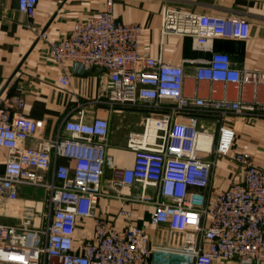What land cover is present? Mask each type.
Listing matches in <instances>:
<instances>
[{
  "label": "built area",
  "instance_id": "built-area-1",
  "mask_svg": "<svg viewBox=\"0 0 264 264\" xmlns=\"http://www.w3.org/2000/svg\"><path fill=\"white\" fill-rule=\"evenodd\" d=\"M39 0H18V9L35 17ZM162 35L189 36L193 48L209 55L190 59L198 64L194 87L196 97L185 94L183 64L165 62L161 56L140 48L144 26L125 22L114 15L113 2L99 14L76 21L70 34L52 42L50 54L62 66L59 82L69 86L73 66L106 68L107 81L102 98L94 102L110 109L136 107L141 101L165 109L160 116L149 115L142 131L131 132L127 147L135 153L133 165L119 168L108 156L110 120L96 116L85 119L81 108L76 119L67 117L55 138L41 139L37 147L23 143L37 135L39 122L26 115L23 97L9 104L0 98V151L7 149L5 172L0 176V194L18 198L20 185L44 187L49 192V210H24L18 225L0 224V262L12 264H152V247L146 228L128 223L123 230L95 214L107 165L112 168L114 188L142 184L154 186L156 195L142 192L126 200L152 204L154 224L166 223L183 237L173 251L191 259L192 264H264V167L254 162L247 150L232 149L236 129L222 124L216 151L230 157L242 170V179L227 188L214 190L212 178L217 161L204 160L198 152H213L214 135L197 129V118L180 119L183 111L206 109L242 113L253 109L242 100L218 99L216 83L245 84L264 88V72L242 71L232 64L228 53L214 49L218 37L247 40L251 25L244 17L220 19L174 8L161 14ZM41 32L39 39H45ZM202 81H208L209 97H200ZM210 141L204 147L200 140ZM59 157L74 160L73 166L59 164ZM51 172V176L49 173ZM118 191V190H117ZM37 222H33L32 215ZM127 221L132 211L122 207ZM81 218L94 219V232L76 240ZM42 223H40V221Z\"/></svg>",
  "mask_w": 264,
  "mask_h": 264
},
{
  "label": "crops",
  "instance_id": "crops-1",
  "mask_svg": "<svg viewBox=\"0 0 264 264\" xmlns=\"http://www.w3.org/2000/svg\"><path fill=\"white\" fill-rule=\"evenodd\" d=\"M110 0H39L35 17L30 18L18 9V0H0V98L9 104L20 97L25 99L22 111L39 122L35 137L26 140V147H37L41 139L55 138L59 133L67 135L62 128L64 120L76 119L81 108L85 109V119L91 121L100 116L110 120L108 151L115 159L114 166L123 168L133 165L135 153L127 147L131 132L144 128L147 116H160L165 109L155 108L152 102L141 101L136 107H128L137 112L138 117L129 119L123 108L110 109L94 102L105 93L107 74L88 77L74 76L69 86H63L59 77L63 68L53 60L50 54L52 42L65 39L78 20H86L99 14ZM114 15L125 22H138L144 26L140 48L143 53L154 57L161 56L165 62L183 64L186 81L185 94L196 97V68L198 64L190 59L208 56L207 52L193 48L189 36L176 34L162 35L161 14L164 8H174L200 14H209L220 19L244 17L251 25V37L247 40L216 38L214 49L230 55L232 64L242 71L264 72V0H111ZM41 32L45 39H39ZM74 68V66L72 67ZM208 81H202L200 97H209ZM218 99L240 101L253 106L251 110L239 113L229 110L222 113L200 109L183 111L182 121L188 122L191 116L197 118V129L214 135L213 152L199 151L204 160L215 159L212 188H227L232 182L242 179L241 168L228 157L216 151L219 129L228 124L236 129L232 149L247 150L254 155L256 165L264 167V88L255 84H245L241 93L239 87L229 83L225 91L224 84L216 83ZM200 143L209 147L210 141L204 137ZM8 151H0V176L5 172ZM57 162L68 166L74 160L59 157ZM51 176V172L49 173ZM112 168H105L102 178V191L95 207L98 217L108 219L117 229L123 230L128 223L144 226L149 244L152 247V264H192L181 254L173 251L183 242L182 235L170 229L169 225L154 224L151 214L155 209L152 204H144L120 197H131L142 192L156 195L154 186L144 188L136 183L132 186H116L112 183ZM49 192L44 187L20 185L18 198L11 200L0 194V224L18 225L24 210L36 213L49 210ZM122 207L132 211L130 221L125 220L119 211ZM37 215H32L37 222ZM43 220L40 221L42 223ZM94 232V219L81 218L76 232V240L91 237ZM219 261L216 264H223ZM0 264H12L0 262Z\"/></svg>",
  "mask_w": 264,
  "mask_h": 264
},
{
  "label": "water",
  "instance_id": "water-1",
  "mask_svg": "<svg viewBox=\"0 0 264 264\" xmlns=\"http://www.w3.org/2000/svg\"><path fill=\"white\" fill-rule=\"evenodd\" d=\"M105 71L106 68L102 66H94L89 69H85L84 66L79 62H76L73 68V74L74 76L77 77H88V76L99 75L100 73Z\"/></svg>",
  "mask_w": 264,
  "mask_h": 264
},
{
  "label": "rangeland",
  "instance_id": "rangeland-1",
  "mask_svg": "<svg viewBox=\"0 0 264 264\" xmlns=\"http://www.w3.org/2000/svg\"><path fill=\"white\" fill-rule=\"evenodd\" d=\"M121 108H123V110H125V112L128 113V114H127V117H128L130 120H131V119H134V118H136V117H138L137 112L132 111V110H130V109H127L128 107H121ZM137 129H138L139 131H142L144 128L141 126V127H138ZM108 156L110 157L111 162L115 164V159H114L113 155H112L111 153H109V151H108ZM223 264H225V263H223Z\"/></svg>",
  "mask_w": 264,
  "mask_h": 264
}]
</instances>
